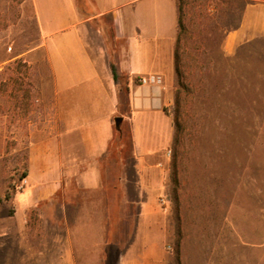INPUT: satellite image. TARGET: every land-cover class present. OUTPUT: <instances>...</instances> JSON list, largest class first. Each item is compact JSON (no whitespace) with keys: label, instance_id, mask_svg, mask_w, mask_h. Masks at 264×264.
<instances>
[{"label":"rangeland","instance_id":"obj_1","mask_svg":"<svg viewBox=\"0 0 264 264\" xmlns=\"http://www.w3.org/2000/svg\"><path fill=\"white\" fill-rule=\"evenodd\" d=\"M84 2L76 0L79 9ZM166 2L138 4L147 37L172 36L170 26L148 25ZM35 5L42 23L60 9L55 0H0V264H104L105 244L123 250L133 241L147 195L162 214L170 264H264V0H185L183 76L179 83L172 69L161 81L171 90L170 127L156 112L135 122L142 144L166 158L150 181L135 169L124 111L99 161V186L77 185L85 172L62 173L51 193L55 155L32 154L50 81Z\"/></svg>","mask_w":264,"mask_h":264},{"label":"crops","instance_id":"obj_2","mask_svg":"<svg viewBox=\"0 0 264 264\" xmlns=\"http://www.w3.org/2000/svg\"><path fill=\"white\" fill-rule=\"evenodd\" d=\"M55 1L60 9H50L45 23L34 6L50 81L42 94L43 141L32 149V154L52 151L57 166L54 170L60 174L59 182L46 186L45 193L63 186L62 173L85 172L77 185L99 186L95 173L100 159L108 154L112 124L125 117L124 111H128L132 123L134 166L147 180L150 173L163 168L166 158L160 146L142 144L135 122L142 112H156L167 119L170 127L164 107L171 102V90H164L162 83L142 85L140 78L153 75L161 81L165 78V82L170 79L177 0H167V7L151 11L150 27L173 28L172 36L161 32L159 38L147 37L143 30L148 15L138 7L142 0H85L82 9L76 0ZM74 138L75 149L70 144ZM77 147L83 149V154ZM153 183L156 191L162 186L157 179ZM140 203L133 241L123 250L105 244L104 264H170L161 249L162 214L154 209L153 196L147 195Z\"/></svg>","mask_w":264,"mask_h":264},{"label":"trees","instance_id":"obj_3","mask_svg":"<svg viewBox=\"0 0 264 264\" xmlns=\"http://www.w3.org/2000/svg\"><path fill=\"white\" fill-rule=\"evenodd\" d=\"M177 8H178V21H177L176 40H175V45L173 49V69L177 76L178 82L180 83L182 76H183L182 70H181L180 42H181V36H182V30H183V16H184V10H185V0H177ZM114 79H115V74H114ZM164 113L166 114L165 109H164ZM175 137H176V133H175ZM26 175L27 173L23 172L21 178H25ZM177 231L179 232V229H177ZM178 247H179V241L176 242V254H178Z\"/></svg>","mask_w":264,"mask_h":264},{"label":"built area","instance_id":"obj_4","mask_svg":"<svg viewBox=\"0 0 264 264\" xmlns=\"http://www.w3.org/2000/svg\"><path fill=\"white\" fill-rule=\"evenodd\" d=\"M161 78L159 76H146L140 78V84L147 85V84H160Z\"/></svg>","mask_w":264,"mask_h":264}]
</instances>
